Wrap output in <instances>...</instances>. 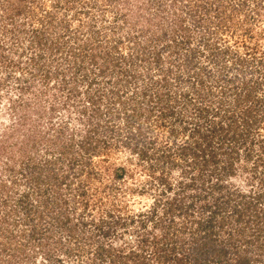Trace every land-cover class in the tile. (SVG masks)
Wrapping results in <instances>:
<instances>
[{"label":"rangeland","instance_id":"1","mask_svg":"<svg viewBox=\"0 0 264 264\" xmlns=\"http://www.w3.org/2000/svg\"><path fill=\"white\" fill-rule=\"evenodd\" d=\"M93 1L0 0V133L5 129L10 131L11 125L18 122L21 106L22 110L27 108L23 102L29 106L39 105L41 109L56 102L57 111L51 120L47 113L41 118L32 115L36 128L46 136H54L58 133L57 123L66 121L62 136L68 138L71 134L75 142L84 130L97 126L98 120L97 134L109 139L119 128L121 132L131 129L133 138L128 146L113 143L106 160H101V154L91 157L103 172L100 176L91 175L97 171L92 170L91 163L82 165L79 161L67 162L65 156L60 158V167L63 165L61 169L66 171L60 188L62 196L78 220L82 217L88 221L83 225L78 223L77 231L84 228L94 234L98 232L91 218L106 216L108 209L128 222L130 213L146 210L157 199L176 194V186L169 188L167 182L175 184L185 163L182 154H178V143L197 136L195 126L207 131L213 125L209 118L216 116L214 120L219 122L223 116V111L216 114L211 111V107L218 106L220 98L225 97L220 84L226 71L221 63L228 65L229 72H239V78L255 71V63L242 43L250 31L255 36L260 35L248 41L250 45L256 41L261 48L264 44V11L261 16L256 14L253 5L259 0H132L133 7L141 4L144 13L137 17L127 6V0H97V4ZM205 2L209 6L207 11L203 9ZM262 2L264 0L259 4ZM124 11L131 13L130 23L125 21ZM156 13L155 18L165 22L166 30L142 32L148 25L145 14ZM137 18L140 21L136 24ZM177 18L190 30L189 39L178 30ZM220 18L222 21L228 19L225 21L228 27L217 34L214 30ZM138 25L143 27H135ZM36 28L41 32L42 43L37 41L38 31H33ZM131 34L135 36L129 38ZM214 34L218 38H214ZM51 43L60 48L51 52L46 48ZM225 45L230 46L232 52H223L217 47ZM155 52L159 53V60L154 57ZM235 52L245 53L247 60L241 62ZM46 71L52 74L48 83L43 81ZM164 75L167 85L158 80ZM198 77L203 81L197 82ZM158 93L164 95L163 115L159 113L162 101L158 100ZM201 105L205 106L203 116L198 112ZM133 108L136 113L126 119ZM4 137L0 136L5 139L4 143L19 141L15 136ZM135 143L145 149L144 155L141 156L136 148L131 149ZM18 145L7 147L8 156L0 148V188L10 185L8 204L1 207L0 215L5 212L7 219L15 223L9 228L28 239L32 237L27 233L31 231L30 224L24 235L19 234L26 226L21 220L26 215L25 202L21 203L19 198H23V192L31 184L26 175L33 162L27 163L22 156L32 152L34 162L45 164L44 158L50 157L53 147L41 142L36 150L31 147V151H27L29 146H26L22 151ZM190 152L189 148L188 155ZM109 162L111 165L125 164L134 176L124 173L113 178L111 173L104 171L103 164ZM92 181L94 185L90 184ZM105 184L112 186L109 194L103 187ZM82 186L86 191L80 193ZM114 193L127 204L126 209L122 210L121 204L115 209L110 200L97 202L99 195L107 200V194L111 198ZM45 195L52 196L49 187ZM92 196L96 200L84 208L81 200L87 197L93 200ZM34 217L38 222L36 236L40 237L41 229L45 231L48 223ZM34 217L30 219L33 223ZM105 218L110 219L105 225L115 224L111 217ZM133 226L134 223H128L126 228L118 224L114 227L123 230L125 236H134ZM109 232L112 237L115 229L110 228ZM47 247L46 252L45 249L37 251L38 260L53 253L51 245Z\"/></svg>","mask_w":264,"mask_h":264},{"label":"trees","instance_id":"2","mask_svg":"<svg viewBox=\"0 0 264 264\" xmlns=\"http://www.w3.org/2000/svg\"><path fill=\"white\" fill-rule=\"evenodd\" d=\"M127 1L128 5H126L129 9H133L131 11L137 17L144 16L140 8L141 4L134 3L137 6L134 8L131 4L132 0ZM255 2L253 7L257 11L256 14L261 16L264 2L260 4V0ZM93 4H97V0L93 1ZM208 7L205 2L203 9L207 11ZM223 12L224 10L220 11L221 15ZM157 14H145L148 25L144 31L141 28L142 32L148 29H151L152 33L166 30L165 22L155 18ZM123 15L125 21L130 23L131 13L124 11ZM159 17L161 18L162 14ZM222 19L216 21L214 32L217 34H220L224 27H228L225 22L228 19L224 18V21ZM177 20L178 30L189 39L190 30L184 26L182 20L179 18ZM139 21L137 18L136 24ZM33 31H38L37 41L42 43L40 30L36 28ZM248 33L242 44L246 46L249 57H252V62L255 63L253 67L255 71L252 74H245L244 78H239V72L232 73L233 70L229 72L228 65L221 63L220 66L226 71L220 84L225 97L224 99L221 97L218 106L211 107V111L213 114L223 111V116H220L219 122L214 120L216 116L209 118L213 125H210L207 131L195 126L194 132H197V136L194 135L191 140L185 138L178 143V154H182L185 163L175 184L167 182L169 188L172 185L176 186L174 188L177 190L176 194L157 199L146 210L130 213L128 222L114 215L111 209H108L106 216L114 220V225H105L110 220L105 218V215L96 219L92 215L90 222L95 223L98 233L93 234L84 228L77 231L78 223L83 225L88 221L83 220L82 217L78 220L77 215L68 208L62 196L60 188L66 171L61 169L63 165L60 167L62 164L60 158L65 156L67 162L74 160L82 165L91 163L92 170H97L91 175L100 176L103 172L95 166L96 163L91 157L101 154V160H106L113 143L128 146L133 138L131 129L121 132V128L119 130L114 128L117 133L110 135L109 139L97 134L98 120L97 126L84 130L75 142L71 134L68 138L62 136L63 130L67 127L68 121H66L57 123L58 133L54 136H46L39 127L36 128V119L32 118V115L34 113L37 118H41L47 113L51 120L57 111L56 102L43 106L42 109L39 105L29 106V103L23 102L27 104V108L22 110L21 106L22 112L17 116L18 122L11 125L10 131L5 129L0 133L1 137L15 136L19 141L4 143L5 139H0V148L8 156L7 149L14 143L19 144L18 148H22V151L26 146H29L27 151H31V147L36 150L39 143L46 142L48 147H53V150L50 157L44 158L45 164L34 162L32 152H26L22 156L27 163L31 161L33 164L29 174L26 175L31 184L27 191L23 192V198H19L21 203L25 202L26 208V215L21 219L26 226L19 234L24 235L25 229L30 224L29 227L32 228L27 233L32 237L23 239L15 234L9 228L10 224L13 226L15 223L7 219L5 212L2 213L0 264H264V44L260 46L261 48L256 41L250 45L248 41L260 35L255 36L250 31ZM128 36L133 38L135 35ZM184 36L181 35L182 40ZM214 38H218L216 34ZM55 45L56 43H51L46 48L53 52L60 48L59 45ZM205 45H208V42ZM217 47L223 52H232L230 46ZM70 51H73V47ZM236 54L241 62L247 60L244 57L245 53ZM154 57L159 60V53L155 52ZM92 58L95 59V55ZM101 71L105 72V68ZM51 75L46 71L43 81L48 83ZM158 80H163L164 85L168 84L165 75ZM196 80L203 81L201 77ZM157 98L162 101L159 113L163 115L165 114L164 95L158 93ZM203 107L205 106H198L200 116H203ZM208 107L206 105V108ZM135 109L133 108L131 114L127 113L126 119H130L128 117L136 113ZM73 134L76 135L75 131ZM135 148L141 156L146 153L138 143L131 146V149ZM189 148L192 152L188 155ZM103 166L104 171L111 173L113 178L120 177L124 173L134 176L132 169H128L125 164L111 165L109 162ZM241 174L243 178L240 177ZM90 184L94 185L93 181ZM109 186L103 185L108 194L109 190L112 191L110 189L112 186ZM47 187L51 190V197L45 195ZM9 188L10 185L5 189L0 188V209L6 202L8 204ZM85 191L86 188L82 186L80 193ZM108 194L107 200H103L99 195L97 202L107 203L110 200L113 201L111 205L115 209L119 204L122 210L127 208V204H123L120 198L117 199L115 193L113 196L111 194V198H108ZM92 199L87 197L81 200L84 208L96 200L94 196ZM30 214L48 223L44 226L45 231L41 229L40 237L36 236L38 222L35 221L34 216H29ZM33 217L34 223L30 220ZM73 219L77 222H73ZM13 222L17 224L18 221L14 218ZM128 223H134L133 231L136 232L134 236H125L123 230L119 231L120 229L114 227L118 224L126 228ZM110 228L115 229L112 237L109 235ZM46 241L48 243H45ZM50 245L54 251L47 256L46 246L49 248ZM43 249L46 256L38 260L36 253Z\"/></svg>","mask_w":264,"mask_h":264}]
</instances>
